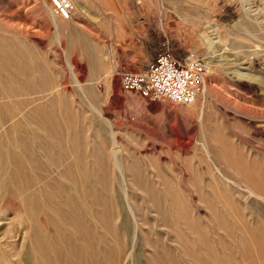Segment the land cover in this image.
I'll list each match as a JSON object with an SVG mask.
<instances>
[{"label":"rangeland","instance_id":"374dc122","mask_svg":"<svg viewBox=\"0 0 264 264\" xmlns=\"http://www.w3.org/2000/svg\"><path fill=\"white\" fill-rule=\"evenodd\" d=\"M71 1L0 0V264H264V0ZM164 42L190 105L120 88Z\"/></svg>","mask_w":264,"mask_h":264},{"label":"built area","instance_id":"2783aa9c","mask_svg":"<svg viewBox=\"0 0 264 264\" xmlns=\"http://www.w3.org/2000/svg\"><path fill=\"white\" fill-rule=\"evenodd\" d=\"M53 11L64 18L71 16L69 0H51ZM208 71L206 57L196 50L178 57L167 43L154 59L138 70L120 72V88L134 91L149 101L190 103L204 90Z\"/></svg>","mask_w":264,"mask_h":264},{"label":"bare ground","instance_id":"6f19581e","mask_svg":"<svg viewBox=\"0 0 264 264\" xmlns=\"http://www.w3.org/2000/svg\"><path fill=\"white\" fill-rule=\"evenodd\" d=\"M70 2H71V4H72V9H71V16L69 17V18H64V17H61L60 15H58V14H56L55 12V14L56 15H58L59 17H61L63 20H71L72 18H73V14H74V11H75V9H76V6H75V4L71 1V0H69ZM211 28H213L214 30H216V28L214 27V26H211ZM80 42H81V40H80ZM66 47V46H65ZM73 53V52H72ZM207 60V59H206ZM209 62H208V60H207V64H208ZM208 66H209V64H208ZM19 68V67H18ZM18 70V69H17ZM207 75V74H206ZM207 78V77H206ZM206 78H205V81H206ZM205 86H204V90L201 92V93H203L204 91H205ZM88 89V88H87ZM1 90V89H0ZM134 92V91H133ZM137 93V92H136ZM200 93V94H201ZM199 94V95H200ZM199 95L196 97V99L195 100H193L192 102H190V103H183V104H188V105H190V104H192L193 102H195L196 100H197V98L199 97ZM141 96V95H140ZM142 97V96H141ZM144 98V97H143ZM146 99V98H145ZM152 102H156V101H152ZM68 104V103H67ZM40 113V112H39ZM41 113H43V112H41ZM44 114V113H43ZM56 118V117H55ZM24 119V118H23ZM50 119V118H49ZM12 131V130H11ZM5 132V131H4ZM18 142V141H17ZM14 145V144H13ZM10 145H8V147H9ZM5 149V148H4ZM8 155V154H7ZM15 157V156H14ZM80 163V162H79ZM39 166V165H38ZM90 166V165H89ZM48 169V168H47ZM56 179V178H55ZM95 181V180H94ZM70 185V184H69ZM22 186H24L23 185V183H22ZM74 188H76V187H74ZM94 188V187H93ZM77 189V188H76ZM91 189V188H90ZM44 192V191H43ZM42 193V192H41ZM79 194V193H78ZM72 196V195H71ZM96 200V199H95ZM86 202V201H85ZM78 205V204H77ZM84 205V204H83ZM70 209V208H69ZM23 211H24V209H23ZM26 214V213H25ZM78 214V213H77ZM80 216H82V214L80 215ZM85 217V216H84ZM83 217V218H84ZM101 220V219H100ZM31 224V223H30ZM88 224V223H87ZM34 226V225H33ZM31 230V229H30ZM31 234V233H30ZM31 236V235H30ZM82 236V235H81ZM30 243V242H29ZM7 245H9V244H7ZM31 245H32V242H31ZM39 246H41V245H39ZM34 250V249H33ZM35 251V250H34ZM37 251V250H36ZM35 251V252H36ZM15 254V253H14ZM54 254H55V256H50V255H45L44 256V258L41 260V261H37V264H60V262H61V259L63 258V254H62V252H61V249H60V247L59 246H57V247H55V249H54ZM100 255V254H99ZM4 257V256H3ZM14 257H16V255H14ZM20 258V261H22V263L23 264H26V262H27V260L25 261V258L24 257H22V255L19 257ZM36 260H37V258H36ZM11 261V260H10ZM15 262V264H21L20 262H19V260H16V261H13V263ZM89 262V261H88Z\"/></svg>","mask_w":264,"mask_h":264}]
</instances>
